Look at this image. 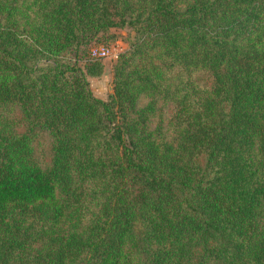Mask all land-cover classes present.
Returning <instances> with one entry per match:
<instances>
[{
    "label": "trees",
    "instance_id": "1",
    "mask_svg": "<svg viewBox=\"0 0 264 264\" xmlns=\"http://www.w3.org/2000/svg\"><path fill=\"white\" fill-rule=\"evenodd\" d=\"M0 264H264V0H0Z\"/></svg>",
    "mask_w": 264,
    "mask_h": 264
},
{
    "label": "rangeland",
    "instance_id": "2",
    "mask_svg": "<svg viewBox=\"0 0 264 264\" xmlns=\"http://www.w3.org/2000/svg\"><path fill=\"white\" fill-rule=\"evenodd\" d=\"M134 38V33L126 28L111 29L108 33L99 35L86 49L76 57L70 56L71 64L82 67L86 62H98L102 65V73L95 78H88L89 89L94 98L100 101H107L112 94L113 68L118 58L126 53ZM106 50L104 58H93L91 52ZM37 143V158L39 163L45 167L50 162V143L46 136H39Z\"/></svg>",
    "mask_w": 264,
    "mask_h": 264
},
{
    "label": "built area",
    "instance_id": "3",
    "mask_svg": "<svg viewBox=\"0 0 264 264\" xmlns=\"http://www.w3.org/2000/svg\"><path fill=\"white\" fill-rule=\"evenodd\" d=\"M91 53H92L91 56L93 58H99V59L100 58H104V57H106L108 55L106 50H98V51H93Z\"/></svg>",
    "mask_w": 264,
    "mask_h": 264
}]
</instances>
